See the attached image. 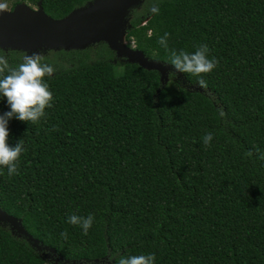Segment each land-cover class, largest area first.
Segmentation results:
<instances>
[{"label":"trees","instance_id":"16d2710c","mask_svg":"<svg viewBox=\"0 0 264 264\" xmlns=\"http://www.w3.org/2000/svg\"><path fill=\"white\" fill-rule=\"evenodd\" d=\"M39 1L62 18L92 0L0 4ZM129 13L125 42L172 66L168 80L104 41L39 52L56 69L45 77L53 106L38 123L9 121L8 143L22 138L25 151L18 175L0 167V207L55 260L0 224V264L150 253L155 264H264V0H143ZM165 33L170 49L207 44L219 60L202 74L206 89L168 62L157 42ZM0 54L16 65L27 53ZM9 110L0 98V114ZM73 213L94 215L87 235L67 222Z\"/></svg>","mask_w":264,"mask_h":264},{"label":"water","instance_id":"95a60500","mask_svg":"<svg viewBox=\"0 0 264 264\" xmlns=\"http://www.w3.org/2000/svg\"><path fill=\"white\" fill-rule=\"evenodd\" d=\"M142 1L92 0L62 18H53L46 14L40 1L37 8L20 2L12 9L0 13V48L32 54L47 49H83L104 41L117 57L137 63L145 69L157 70L160 81L164 84L168 80V71L173 70L172 66L149 59L142 51L125 42L129 12ZM0 224H8L12 232L26 236L32 246L47 249L55 255L53 248L40 244L25 230L18 218L1 207Z\"/></svg>","mask_w":264,"mask_h":264},{"label":"clouds","instance_id":"9594fccd","mask_svg":"<svg viewBox=\"0 0 264 264\" xmlns=\"http://www.w3.org/2000/svg\"><path fill=\"white\" fill-rule=\"evenodd\" d=\"M7 10L5 4H0V13ZM153 14L159 13L156 3L150 7ZM169 33L159 37L158 44L168 54V62L174 66L176 72H182L201 77L197 83L202 88H207V81L202 74L213 71L219 64V60L210 57L207 44L198 45L193 52L185 50L170 49L168 46ZM56 71L52 64L44 61L41 53L26 54L21 61L12 65L7 56L0 54V98H6L10 107L9 111L0 114V167H6L9 176L19 174L18 160L25 151L24 141L21 138L14 146L8 143V124L12 118L35 124L46 115V108L53 106L54 95L49 89L45 77H51ZM213 139V133L207 132L201 140L205 147L209 146ZM259 152V158L264 159V152ZM253 153L249 151L248 156ZM94 215L80 216L75 213L67 218V222L78 225L85 235L94 222ZM61 237L67 239V231L60 233ZM111 261V257L109 258ZM155 254L121 255L115 264H155Z\"/></svg>","mask_w":264,"mask_h":264},{"label":"rangeland","instance_id":"374dc122","mask_svg":"<svg viewBox=\"0 0 264 264\" xmlns=\"http://www.w3.org/2000/svg\"><path fill=\"white\" fill-rule=\"evenodd\" d=\"M25 3H26V2H25ZM26 4H28V5H29L30 7H32V8H37L36 5H31V4H29V3H26ZM7 9H9V8H7ZM170 71H171V70H170ZM168 72H169V71H168ZM35 248H37V247H35ZM37 250L43 252V254H44L45 257H48V258H54V260H55V256H54V254H53L51 251H49V250H47V249H44V248H37Z\"/></svg>","mask_w":264,"mask_h":264},{"label":"flooded vegetation","instance_id":"af4514ba","mask_svg":"<svg viewBox=\"0 0 264 264\" xmlns=\"http://www.w3.org/2000/svg\"><path fill=\"white\" fill-rule=\"evenodd\" d=\"M37 6V5H36Z\"/></svg>","mask_w":264,"mask_h":264}]
</instances>
